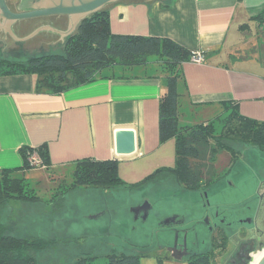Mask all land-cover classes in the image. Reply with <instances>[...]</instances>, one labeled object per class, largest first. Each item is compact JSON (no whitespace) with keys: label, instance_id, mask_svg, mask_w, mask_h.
<instances>
[{"label":"crops","instance_id":"obj_1","mask_svg":"<svg viewBox=\"0 0 264 264\" xmlns=\"http://www.w3.org/2000/svg\"><path fill=\"white\" fill-rule=\"evenodd\" d=\"M263 9L264 0H137L107 10L113 34L167 37L190 52L204 53L202 63L182 64L178 81L179 119L197 124L223 114L228 102L264 123V64L235 53L240 25H252L250 17ZM35 78L0 75V169H19V149L40 146L49 162L42 169L58 180L72 175L75 161L83 158L116 159L126 182L171 163L174 140L158 139V100L166 81L150 59L143 65L105 67L91 81L59 94L35 93ZM123 128L136 134L132 156L114 153V131ZM139 157L138 163H129ZM28 170L15 174L24 177Z\"/></svg>","mask_w":264,"mask_h":264},{"label":"trees","instance_id":"obj_2","mask_svg":"<svg viewBox=\"0 0 264 264\" xmlns=\"http://www.w3.org/2000/svg\"><path fill=\"white\" fill-rule=\"evenodd\" d=\"M249 20L261 26L260 33L264 37V9ZM251 27L243 23L240 30L242 32ZM250 53L240 55V58L254 57L264 64V47ZM191 55L192 52L187 48L167 37L111 33L108 10L105 8L82 20L62 44L61 52L30 57L24 62L0 58V75L34 74V92L39 94H59L91 81L96 72L105 67L143 65L150 57L159 60L164 74L166 85L158 100V139L160 143L174 140V164L158 166L139 181L128 183L119 176L116 159H79L75 161L72 181L67 184L64 179L60 180L63 190L47 202L53 204L52 209L60 208L68 192L83 187L104 190L122 187L132 190L171 179L185 190H198L205 184L208 186L219 180L220 175L215 166L216 154L222 150L236 154L233 142L250 144L264 152V123L242 115L235 102L225 103L223 114L207 122L185 124L180 121L178 81L181 66L189 61ZM216 125H220L218 135L214 134ZM19 152L23 158L22 167L0 169V208L11 200H41L27 179L15 172L47 167V150L43 146L21 147ZM33 152L41 160L38 167L29 162ZM231 157L230 165H233L237 159ZM6 229L0 219V264H36L34 257L25 249L39 250L47 244L46 241L42 238H14L6 233ZM139 257L138 252L113 251L105 255L104 264H138ZM94 260L95 256L87 252L69 264H94ZM188 264H195V261ZM204 264H208V261Z\"/></svg>","mask_w":264,"mask_h":264},{"label":"rangeland","instance_id":"obj_3","mask_svg":"<svg viewBox=\"0 0 264 264\" xmlns=\"http://www.w3.org/2000/svg\"><path fill=\"white\" fill-rule=\"evenodd\" d=\"M254 24L241 32L236 55H248L264 47L261 26ZM2 34L7 40H1ZM2 34L0 58L24 62L30 57L62 51V46L58 44L40 45L39 39L17 44L8 35ZM149 59L161 69L156 57ZM219 130L220 125H216L214 134L218 135ZM232 146L236 154L223 150L216 154L215 166L220 178L209 186L211 203L223 209L241 206L243 201L254 197L255 192L264 193V152L250 144L233 142ZM231 156L237 159L233 165H230ZM141 159L134 158L129 163L136 164ZM173 164L174 158L165 166ZM24 177L41 200L7 201L0 208V219L7 228L6 233L14 238H42L46 241L47 244L39 250L25 249L34 257L36 264H69L87 252L95 256L94 264H104L105 255L113 251L140 253L138 264H188L185 259L168 256L163 240L171 232L161 222L170 217V213L180 214L194 238L195 229H201L195 220L201 216L200 213L197 215V211L202 208L195 190H185L171 179L132 190L122 187L94 190L90 187L67 194L65 203L63 201L60 208L52 209L53 204L51 206L47 202L63 190L60 180L50 177L42 168L29 169ZM61 178L67 184L72 181L69 173ZM131 182L134 181H128ZM203 186L206 187V184ZM145 202L152 206L147 217L143 219L140 215L135 218L131 209ZM263 249L264 246L253 256Z\"/></svg>","mask_w":264,"mask_h":264},{"label":"flooded vegetation","instance_id":"obj_4","mask_svg":"<svg viewBox=\"0 0 264 264\" xmlns=\"http://www.w3.org/2000/svg\"><path fill=\"white\" fill-rule=\"evenodd\" d=\"M14 1L9 0V6L11 10L17 11ZM131 1L137 0H117L115 3ZM112 4L107 5L106 9ZM44 23L62 30L67 26V18L57 15L38 17L20 21L13 28L17 35L23 36ZM67 38L61 40L55 33L42 31L26 41L39 39L40 45L62 46ZM1 40H7V37L2 34ZM15 42L18 44L25 41ZM209 186H201L195 190L202 208L197 211V215L200 213L201 216H197L195 220V224L198 223L201 229L195 227L194 238L190 236V230L185 227V218L180 214L170 213L171 216L161 222L171 232L163 240L168 256L185 259L188 263L194 260L195 264H204L206 261L208 264H250L254 259L253 254L264 246V193L255 192L254 197L243 201L241 206L223 209L211 203ZM172 216L174 218L169 219Z\"/></svg>","mask_w":264,"mask_h":264},{"label":"water","instance_id":"obj_5","mask_svg":"<svg viewBox=\"0 0 264 264\" xmlns=\"http://www.w3.org/2000/svg\"><path fill=\"white\" fill-rule=\"evenodd\" d=\"M117 0H15L18 10L13 11L9 0H0V32L8 35L14 41L23 42L36 36L42 31H49L59 36L61 40L71 36L79 23L91 14L105 9L107 5ZM66 16L65 29H57L50 25H41L25 36H18L14 31V24L38 17ZM136 134L133 129L123 128L114 131V153L116 156H132L136 153ZM149 204L131 209L135 218L140 216L145 219L148 214ZM169 218V219H173ZM176 259V257H174ZM254 264H264V252Z\"/></svg>","mask_w":264,"mask_h":264},{"label":"built area","instance_id":"obj_6","mask_svg":"<svg viewBox=\"0 0 264 264\" xmlns=\"http://www.w3.org/2000/svg\"><path fill=\"white\" fill-rule=\"evenodd\" d=\"M204 60V55L201 51H195L192 52V55L189 59L190 62L192 63H202ZM29 162L34 166V167H38L41 165V160L39 158V156L33 152L30 156H29Z\"/></svg>","mask_w":264,"mask_h":264},{"label":"bare ground","instance_id":"obj_7","mask_svg":"<svg viewBox=\"0 0 264 264\" xmlns=\"http://www.w3.org/2000/svg\"><path fill=\"white\" fill-rule=\"evenodd\" d=\"M264 252V249L262 250V252L258 253L257 255L254 256L253 262L252 264H254L260 257V255Z\"/></svg>","mask_w":264,"mask_h":264}]
</instances>
